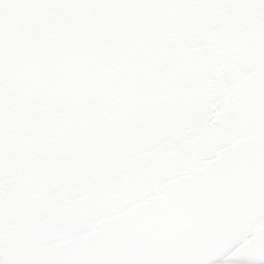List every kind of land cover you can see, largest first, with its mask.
Returning <instances> with one entry per match:
<instances>
[{"label": "water", "instance_id": "water-1", "mask_svg": "<svg viewBox=\"0 0 264 264\" xmlns=\"http://www.w3.org/2000/svg\"><path fill=\"white\" fill-rule=\"evenodd\" d=\"M233 250L264 261V0H0V264Z\"/></svg>", "mask_w": 264, "mask_h": 264}, {"label": "bare ground", "instance_id": "bare-ground-1", "mask_svg": "<svg viewBox=\"0 0 264 264\" xmlns=\"http://www.w3.org/2000/svg\"><path fill=\"white\" fill-rule=\"evenodd\" d=\"M229 260L230 259H228V258H224V259L219 260L218 262L213 263V264H230L231 262ZM250 262H252V261H248V260H236L235 264H248ZM258 264H262V263H258Z\"/></svg>", "mask_w": 264, "mask_h": 264}, {"label": "rangeland", "instance_id": "rangeland-1", "mask_svg": "<svg viewBox=\"0 0 264 264\" xmlns=\"http://www.w3.org/2000/svg\"><path fill=\"white\" fill-rule=\"evenodd\" d=\"M236 258H231L229 261L231 262L230 264H235V262H236ZM248 264H258L257 262H250V263H248ZM263 264V263H262Z\"/></svg>", "mask_w": 264, "mask_h": 264}]
</instances>
